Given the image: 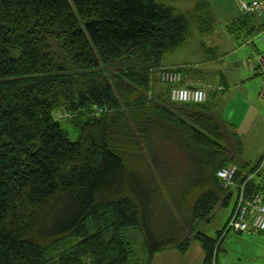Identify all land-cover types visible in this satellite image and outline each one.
Here are the masks:
<instances>
[{
	"label": "trees",
	"instance_id": "trees-1",
	"mask_svg": "<svg viewBox=\"0 0 264 264\" xmlns=\"http://www.w3.org/2000/svg\"><path fill=\"white\" fill-rule=\"evenodd\" d=\"M193 9L0 0V264H151L192 238L217 264L240 198L264 199V153L253 164L243 158L209 96L171 97L165 55L192 25L213 31L209 1ZM250 22L242 14L227 27L260 29ZM171 68L184 84L187 68ZM228 166L232 183L218 175ZM232 196L218 238L196 230Z\"/></svg>",
	"mask_w": 264,
	"mask_h": 264
},
{
	"label": "rangeland",
	"instance_id": "rangeland-1",
	"mask_svg": "<svg viewBox=\"0 0 264 264\" xmlns=\"http://www.w3.org/2000/svg\"><path fill=\"white\" fill-rule=\"evenodd\" d=\"M156 1L171 5L177 8V10L190 14L194 11V5L198 0ZM208 1L212 6V11L209 10L208 12L214 18L212 32H217L219 35L213 40L210 34L200 33L198 29L192 25L191 33L185 43L176 50L167 53L164 57L163 63L178 60L180 63L189 64L192 68H195L194 70H189L192 68L188 67L187 74L192 77H195L196 75L199 76L200 79L203 80V88H206V90L209 89L207 90V94L208 91H211V100L217 103L221 91L218 92L215 88L221 83L222 79L226 80L225 89L228 90L230 84L232 88L231 91L235 93L236 89L228 79L232 76L233 79L230 80H234L236 77H239L241 73H244V71H249V66L246 67L244 62H247L248 60L251 62L256 61V59H258L263 53V45L256 33L248 35L245 33L246 31H242V29L234 31L228 29L227 24L239 16L240 5L238 0ZM250 17L252 18L253 15H250ZM201 41L204 42V46L201 45ZM211 41L216 43L214 46L215 49L213 50L207 49ZM207 51H209V53ZM210 51H213V54H211ZM256 77L260 78L261 76L257 75ZM208 85L209 87H207ZM75 137L76 134L70 131V138L74 139ZM246 150V153L249 154V150ZM233 207L234 196L231 197L228 205H219L217 207L218 209L214 211L215 213L212 219L201 222L196 226V229L205 232L208 236L218 238L220 232H224L226 228L229 217L228 213L230 210H233ZM228 233H232L236 236L255 235L261 239L264 238V232H261L258 229H253L250 232H239L235 229H230ZM224 234L225 233H223V235ZM191 240L195 239L192 238ZM225 243L229 249V253H231L236 259L235 263L240 264V261L242 264H259V260L256 259V256L251 255L260 253L261 255L263 254V256H261V264H264V250L260 249L257 243L251 244L231 239H227ZM222 249H224V247L219 250V253L222 252ZM191 254L193 255V252H191ZM231 254H229V257L232 256ZM240 254L241 256H239Z\"/></svg>",
	"mask_w": 264,
	"mask_h": 264
},
{
	"label": "crops",
	"instance_id": "crops-1",
	"mask_svg": "<svg viewBox=\"0 0 264 264\" xmlns=\"http://www.w3.org/2000/svg\"><path fill=\"white\" fill-rule=\"evenodd\" d=\"M240 15H242V12L239 8V16ZM239 16L231 22L235 20L238 21ZM257 24V19L253 16L252 22H250L246 28H248L249 26L251 27V25L257 26ZM258 30L259 27L257 26L256 29L251 33H257ZM245 33L248 35L251 34L249 33V31ZM208 34H210L213 40L219 35L217 32H211ZM215 44L216 43L214 41H211L207 49H215ZM201 45L204 46V42L201 41ZM211 53H213V51H211ZM256 63L257 59L256 61L252 62L249 60L247 62H244V65H246V67L249 66V71H244V73H241V75L239 77H236V79L234 80H230L233 79L232 76L230 79L227 78L228 81H231V83L235 87V93L231 91L232 88L229 82V89H225L226 80L222 79L221 83L215 88L216 91H221L220 98L218 99L217 103H214V111L218 115V117L228 123V125L233 126L234 131L240 137L243 146V158L251 162L252 164L257 162L264 153V99L260 96V91L262 88V77H256L257 75L260 76V74L258 69L253 67V65ZM163 65L165 67L177 68L185 66L186 68H192V66H190L189 64L180 63L178 62V60L169 61L167 63H163ZM194 69L195 68L189 70ZM252 73L254 76L252 75ZM184 77L185 83H190L194 86L204 85L203 80H201L197 75L195 77H192L188 75L186 71ZM250 80L252 81V83ZM207 87H209V85ZM210 93L211 91H208V96L211 98ZM246 149L249 150V154L246 153ZM231 213L232 211L230 210V212L228 213L229 217ZM229 231L230 230L225 231V234H222V237L220 238V246L217 253L215 254L217 264H237L235 263L236 259L231 253H229V249L226 246L225 242L227 241V239L239 240L251 244L257 243L260 249L264 250V238L261 239L260 237L255 235L236 236L232 233L229 234ZM223 247L224 249H222V252L219 253V250ZM191 252H193V255L191 254ZM205 254V249L200 244V242L195 239L190 241L188 248L184 252L175 248H168L157 251L153 256L151 264H206ZM229 254L232 255V258L229 257ZM254 255L256 256V259L259 260V264H261V256H263V254L261 255L260 253H257L252 254L251 256ZM239 256H241V254ZM239 263L242 264L240 261Z\"/></svg>",
	"mask_w": 264,
	"mask_h": 264
},
{
	"label": "built area",
	"instance_id": "built-area-1",
	"mask_svg": "<svg viewBox=\"0 0 264 264\" xmlns=\"http://www.w3.org/2000/svg\"><path fill=\"white\" fill-rule=\"evenodd\" d=\"M238 1L242 14L253 15L257 19L258 25L261 26L256 34L262 42L263 53L258 57L257 63L253 67L258 69L262 77L260 96L264 99V0ZM163 78L169 82L177 83L171 89V97L175 101L201 104L208 99V94L205 89L190 83L182 84V74L178 69H164ZM235 170L236 168L234 166L224 167L218 171V175L229 183H232ZM231 228L239 232H250L253 229L264 232V199L258 196L253 201H248L244 197H241L236 210L228 222L227 230Z\"/></svg>",
	"mask_w": 264,
	"mask_h": 264
}]
</instances>
